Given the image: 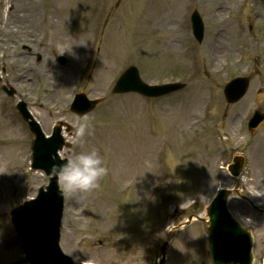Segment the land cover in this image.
Segmentation results:
<instances>
[{
    "label": "rangeland",
    "instance_id": "obj_1",
    "mask_svg": "<svg viewBox=\"0 0 264 264\" xmlns=\"http://www.w3.org/2000/svg\"><path fill=\"white\" fill-rule=\"evenodd\" d=\"M27 3L0 0V18L5 10L15 11L10 23L20 30L5 34L15 38L14 58L3 52L1 44L8 40L0 38V88L16 94L8 100L0 89V264H28L10 213L50 180L31 170L34 136L16 110L20 100L45 135L65 125L62 159L95 149L108 169L98 188L65 195L61 248L75 264H210L203 220L222 187L231 191L232 202L242 199L236 202L244 218H237L249 225L260 220L252 233L253 254L254 264H264V126L248 130L255 99L264 94V0H84L69 11L72 24L57 32L46 29L42 15L37 28L24 25L18 12ZM40 3L43 10L49 5ZM194 12L204 25L199 43L192 36ZM59 32L65 41H58ZM77 33L92 44L91 52L83 53L86 44L78 54L72 51L68 43ZM112 33L116 41L109 53L105 47ZM223 37L222 47L211 45ZM101 55L108 66L99 74ZM82 57L87 68L70 73L68 95L58 94L63 71ZM130 66L148 84L180 82L186 88L157 100L113 94ZM51 68L60 76L46 83L40 76ZM25 69L36 77L21 79ZM95 73L99 83H93ZM239 77L249 79L248 93L227 104L224 87ZM77 94L100 104L79 117L70 111ZM85 119L91 134L71 143L73 125ZM240 136L245 139L238 142ZM236 156L246 159L243 181L223 169Z\"/></svg>",
    "mask_w": 264,
    "mask_h": 264
},
{
    "label": "water",
    "instance_id": "obj_2",
    "mask_svg": "<svg viewBox=\"0 0 264 264\" xmlns=\"http://www.w3.org/2000/svg\"><path fill=\"white\" fill-rule=\"evenodd\" d=\"M200 26V18L197 17ZM202 37V33H201ZM248 81L237 80L227 87L226 95L230 103L237 102L247 91ZM183 86H146L142 83L139 72L135 68L129 69L121 78L114 89V93L138 92L148 97H159L169 94ZM85 99L79 97L78 100ZM87 102V101H86ZM96 102H87L86 113L90 112L96 106ZM264 110V99L262 103ZM78 108L74 106V109ZM264 123V112L260 111L254 119V128ZM36 128L35 124H32ZM60 131V130H59ZM36 163L34 169H44L48 175L53 174L51 168L53 165H59L57 157L58 149L62 148L64 142L59 137L53 141L37 140ZM44 157L42 158V156ZM54 155L56 162L47 163V160ZM234 166L235 174H239L243 166L242 160L236 159ZM44 191V190H43ZM41 191L37 200L25 203L22 207L16 209L12 214V223L17 229L19 237L24 242V250L32 264H73L71 260L64 257L59 251V218L61 215V198L58 194L56 177L47 193ZM227 193L217 199L214 204V212L211 214L212 221L211 231L208 235L211 241V259L213 264H251L250 243H246L240 237L243 235L238 229L233 228L226 232V223L224 217V202ZM210 225V224H209ZM214 225L220 230L213 233ZM247 244V249H244ZM237 261V262H236Z\"/></svg>",
    "mask_w": 264,
    "mask_h": 264
},
{
    "label": "bare ground",
    "instance_id": "obj_3",
    "mask_svg": "<svg viewBox=\"0 0 264 264\" xmlns=\"http://www.w3.org/2000/svg\"><path fill=\"white\" fill-rule=\"evenodd\" d=\"M83 2H84V0L83 1L82 0H48L49 5L47 7H44V10H43L42 5L40 3V0H28L27 5H25V7H23L18 12V19L24 25H26V22H29L30 24L28 26L34 25L37 28L38 24H40L39 18L42 15V17L44 16V18L46 19L45 20L46 29L49 31V29L52 27L57 32L61 27L66 28L72 24V23H69V22H72V20L67 19L68 15L70 14L69 11H71L76 5L78 6L80 3H83ZM8 16L11 17V19L9 21H8V19H5ZM16 17H17V14L15 11L9 12V11L5 10L4 11V19L0 18V38L2 40H8L5 44H1V45H3V52H7L8 56H10L11 58H14V56L11 54V45L10 44L14 42L15 38L13 37L10 40V39H8V37H5L6 36L5 34L13 35V33H15V32L20 33V30L18 28H13L12 23H10V22H12L11 20H13V18H16ZM215 19L218 21V25H220L219 27H221L223 24L222 23V17L218 15V17H215ZM67 21H69V22H67ZM19 24L20 23H18L17 25H19ZM90 32L93 33V31H91V30H90ZM90 32H89V36H90ZM227 32H228V29H227ZM26 33H29V31L26 30ZM59 33H61V34H59L60 39H58V41H61V42L65 41L67 39V38H65L66 37L65 34L64 33L62 34V32H59ZM220 34H221V29L215 33L214 38H219ZM75 35L76 36H74V39L70 40V42L68 43L70 45V47L72 48V51L75 52V55L78 54V49L82 50L84 48L85 44H86V48L83 51V53H85L88 50H90L89 52H91L92 51L91 50L92 44L89 46L88 41L85 42L86 36L83 37L82 33H77ZM115 37L116 36L113 33H112V35L109 36V39L107 40V42H108L107 47H105L106 52L111 53V51L113 50L112 45H113V42L116 41V40H114ZM224 37L220 41L218 40V41L212 42L211 45L215 44L214 46H216L219 49L220 47H222L226 43V40ZM106 52L104 53L105 57L107 56ZM54 54L58 55L57 51H54ZM210 54H212V53H210ZM218 55H220V53H218ZM103 57H104V55H101L99 58V65H98V73L99 74L105 69V66L106 67L108 66L107 60L106 59L104 60ZM84 59H85V57H82V60L80 63L75 64L72 67H70L69 72L67 70L63 71V73L61 75L60 82H56V85L58 86L56 88V90L58 91V94L63 95L66 91H68V89L70 87L69 86L70 85V78H71L70 73L74 72V74L77 75V73H80L81 71L85 70L86 64L83 65ZM21 65L25 68L27 64H24V62H22ZM16 66H20V63L19 62L16 63ZM49 75L52 76L51 79L49 78ZM96 75L97 74L95 73L94 77H93L94 78L93 81L98 80ZM59 76H60V73H57L53 68H51L49 72L41 75L40 77L43 80H45L47 83L50 80L51 81H54V80L57 81V79H59ZM32 77H34V78L36 77L33 70H30L28 73H27L26 69L24 71L22 70L21 75H20L21 79H23V80L27 79L28 80V79H31ZM98 81L93 82V83H99ZM31 82H28V83L31 84ZM73 82H74V80H73ZM32 84H33V82H32ZM69 92H70V90H69ZM65 95H68V93L66 92ZM0 107H2V106L0 105ZM109 142H110V140H109ZM114 157H115V155H114ZM110 170L113 172V165L110 167ZM90 264H92V263H90Z\"/></svg>",
    "mask_w": 264,
    "mask_h": 264
},
{
    "label": "clouds",
    "instance_id": "obj_4",
    "mask_svg": "<svg viewBox=\"0 0 264 264\" xmlns=\"http://www.w3.org/2000/svg\"><path fill=\"white\" fill-rule=\"evenodd\" d=\"M90 134L91 126L85 119L73 125V132L69 140L73 144L81 143ZM244 139V136H240L238 142ZM107 171L104 161L95 149L76 153L66 162L53 165L51 168V172L56 177L61 196L77 192H89L98 188L100 179L107 174ZM241 181H243V176H241Z\"/></svg>",
    "mask_w": 264,
    "mask_h": 264
},
{
    "label": "flooded vegetation",
    "instance_id": "obj_5",
    "mask_svg": "<svg viewBox=\"0 0 264 264\" xmlns=\"http://www.w3.org/2000/svg\"><path fill=\"white\" fill-rule=\"evenodd\" d=\"M253 222H254V223L251 224V225H249V226L255 230V229H257V227L259 226V224H258L259 220L254 219Z\"/></svg>",
    "mask_w": 264,
    "mask_h": 264
}]
</instances>
